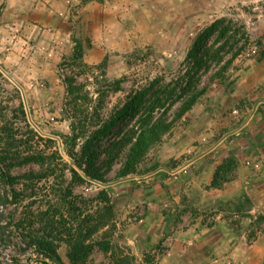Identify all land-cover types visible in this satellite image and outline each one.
I'll use <instances>...</instances> for the list:
<instances>
[{
	"label": "rangeland",
	"instance_id": "rangeland-1",
	"mask_svg": "<svg viewBox=\"0 0 264 264\" xmlns=\"http://www.w3.org/2000/svg\"><path fill=\"white\" fill-rule=\"evenodd\" d=\"M187 17L182 31L169 27L171 38H134L129 52L96 63L74 36L37 50L29 65L19 63L23 51L0 50V264L48 263L38 245L64 264L70 256L73 264H160L169 240L204 230L221 244L227 231L210 230L217 225L236 244L215 254L216 264H264V199L245 193L248 177L264 175V0L192 5ZM220 20L226 35L204 41L218 52L199 78L207 91L174 120L186 56ZM155 93L160 102L150 104ZM148 119L169 128L131 167L130 147ZM88 142L102 181L80 167Z\"/></svg>",
	"mask_w": 264,
	"mask_h": 264
},
{
	"label": "crops",
	"instance_id": "crops-1",
	"mask_svg": "<svg viewBox=\"0 0 264 264\" xmlns=\"http://www.w3.org/2000/svg\"><path fill=\"white\" fill-rule=\"evenodd\" d=\"M253 1L257 0H82L81 4L74 0H0V50L9 58L23 51L24 61L19 63L29 65L37 57V50L41 54L49 44L60 45L59 40L74 36L80 43L85 42L89 62L96 63L108 53L129 52L134 38H171L173 30L169 27L173 22L179 23L182 31L192 5L210 9L220 2L250 5ZM247 181L245 193L250 201L263 200L264 175L255 172ZM216 220L220 224L221 220ZM210 230L219 235L226 230L227 237L221 235L223 241L216 243L203 236L202 230L194 239L169 240L172 249L159 263L216 264L215 254L229 248L233 240L224 225ZM247 257L252 260L255 254L247 252Z\"/></svg>",
	"mask_w": 264,
	"mask_h": 264
},
{
	"label": "trees",
	"instance_id": "trees-1",
	"mask_svg": "<svg viewBox=\"0 0 264 264\" xmlns=\"http://www.w3.org/2000/svg\"><path fill=\"white\" fill-rule=\"evenodd\" d=\"M223 21H217L213 23L204 34V37H200L196 43L193 45L191 50L188 52L186 59H185V66H186V73L185 78L182 81V83H185V86H179L178 88L180 90V93L184 96V100L176 113V116L174 120H177L181 118L184 114H186L188 111H190L193 107V105L196 103V101L206 93L207 88L202 87L199 88V78L201 77V73L208 70V61H211V59H216L218 52L215 50L214 52H210L209 49H205L204 47V41L207 40L210 36L217 33L218 38H223L226 35V31H223L219 29V27L222 25ZM230 42V38L226 39L225 45H228ZM220 49V48H219ZM75 52L76 56H80V43H75ZM221 51V50H220ZM239 53L234 54L230 60H228L223 66L221 72L225 71L229 64L231 63V60L236 57ZM75 56V57H76ZM77 58V57H76ZM177 88H173L172 94L175 93ZM136 99L132 103V105H127L119 114L112 118V120L109 122V125L106 126L107 130H109L111 127L117 125L119 122H121L127 115L128 111L132 110L133 106L136 104ZM160 102L157 93H155L153 99L149 102L154 103V105L158 104ZM173 120V121H174ZM146 128L142 130V132L136 137L135 142L131 145L128 160L130 161L129 164H131V167L133 166V163L146 151L148 146L154 141L156 137H158L161 133L165 132L169 126L168 124H164L162 121L157 120L154 123H152L151 119H148L145 122ZM88 142L86 144V147L82 150L81 153V161L82 165L80 167H84V175L89 178V180L93 181H102V175L97 174L94 170V164H93V153L89 152V144ZM3 178L6 177L5 174H1ZM73 179L78 181H83L82 178L78 176L76 172L73 171ZM248 200H250L247 197ZM38 250L36 251L38 254H41L44 259L48 261V263L43 264H64L62 260L58 257V255L51 250L47 245L42 246L38 245ZM84 250V246L81 242H78L74 248V253L72 255H77V258L79 257L78 253ZM70 260L72 261V264L75 263L76 259H73L72 256H70Z\"/></svg>",
	"mask_w": 264,
	"mask_h": 264
},
{
	"label": "built area",
	"instance_id": "built-area-1",
	"mask_svg": "<svg viewBox=\"0 0 264 264\" xmlns=\"http://www.w3.org/2000/svg\"><path fill=\"white\" fill-rule=\"evenodd\" d=\"M77 4H81L82 0H74ZM68 20V18H67ZM53 52V50L49 53V55H51ZM258 170H260V168H258Z\"/></svg>",
	"mask_w": 264,
	"mask_h": 264
}]
</instances>
